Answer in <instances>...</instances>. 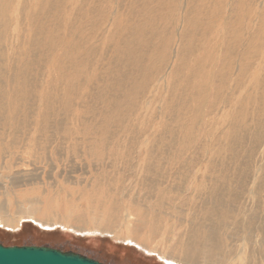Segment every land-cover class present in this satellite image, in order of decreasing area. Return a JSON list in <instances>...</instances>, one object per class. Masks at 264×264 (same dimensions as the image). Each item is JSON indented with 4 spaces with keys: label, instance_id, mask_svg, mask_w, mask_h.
I'll use <instances>...</instances> for the list:
<instances>
[{
    "label": "rangeland",
    "instance_id": "374dc122",
    "mask_svg": "<svg viewBox=\"0 0 264 264\" xmlns=\"http://www.w3.org/2000/svg\"><path fill=\"white\" fill-rule=\"evenodd\" d=\"M15 1L29 41L14 21L0 41V217H94L119 238L29 221L0 226V244L165 264L156 253L182 259L209 228L202 200L224 186L234 214L260 219L224 224L215 264H264V0ZM259 123L261 145L234 164L229 140Z\"/></svg>",
    "mask_w": 264,
    "mask_h": 264
},
{
    "label": "bare ground",
    "instance_id": "6f19581e",
    "mask_svg": "<svg viewBox=\"0 0 264 264\" xmlns=\"http://www.w3.org/2000/svg\"><path fill=\"white\" fill-rule=\"evenodd\" d=\"M15 0H0V41H4V37L7 34V27L11 21H14L17 26L20 28V31H15L13 34L16 37V41H29V38L25 39V32L22 28L23 18L25 17V12L27 11V7L24 8L23 5L16 4ZM20 2V1H19ZM22 4V3H21ZM19 5V11H18ZM17 11L19 13H17ZM15 17H18L17 19ZM17 29V28H16ZM134 49L132 47L130 52ZM121 51L119 52V54ZM27 54V53H26ZM131 61V57L129 58ZM3 69V64L0 66ZM2 70H0L1 76ZM19 75L23 73L22 70L18 71ZM247 73L245 72L244 75ZM17 75V73L15 74ZM12 85H16V80L11 81ZM13 85V86H14ZM2 87L3 81L0 79V96H2ZM262 125L259 123L255 129V131H250L246 128L237 129L231 139L228 142V151L230 153L231 161L234 164H238L239 160L243 156L244 148L243 146L247 143L251 144L252 147H255L258 143L261 145V135L260 129ZM20 177L14 179L13 185L16 187L21 186L22 182L19 181ZM261 190V189H257ZM231 190L224 186H217L215 190H212L208 193L206 198L202 200V208H203V217L210 221L207 224L209 227L208 230L204 234H197L192 231L189 235V239L187 243L184 245L183 249V258H174L172 255H164L163 253H156V250L148 249L141 244L134 242L132 239H127V243L140 248L141 250H146L148 253L155 254L159 256V259L163 261L165 264H188L187 262L193 261L196 258H203L207 263L215 264L216 262H224L222 259V254L218 251L222 252V241L219 238V229L224 226V224H235L239 226L246 227L249 231L254 230L257 227V219L260 217L257 214H250L245 216H239L232 212V209L226 205L225 195L231 194ZM256 192V191H255ZM233 196H242L241 192L232 193ZM229 200V198H228ZM227 200V201H228ZM93 216V215H92ZM69 217V215H68ZM68 217L63 218L61 222L56 221V217L52 216L50 221H46L45 219L36 218V213L27 210L26 212H20V214L14 216L12 214H8L5 217H0V226L12 231L21 230L20 227L24 226L25 222L32 221L36 225L46 228L48 230H53L55 228H61L63 230L71 229V232L75 234H82V236H87L91 234H100L101 236H111L112 238H119L118 231L104 228L103 225L97 218L92 217V219L88 223H94L93 227L80 228V227H72L68 223ZM241 217V218H240ZM240 220L236 222V220ZM264 224V223H260ZM259 224V225H260ZM69 228V229H68ZM91 239V238H89ZM262 241L264 242V235L262 236ZM91 243L98 244L100 240L97 238H92ZM199 243H203L205 246L199 245ZM142 250V251H143ZM203 250V251H200ZM120 251H123L120 249ZM214 251V252H213ZM249 264H258V258L253 256L250 258Z\"/></svg>",
    "mask_w": 264,
    "mask_h": 264
},
{
    "label": "water",
    "instance_id": "95a60500",
    "mask_svg": "<svg viewBox=\"0 0 264 264\" xmlns=\"http://www.w3.org/2000/svg\"><path fill=\"white\" fill-rule=\"evenodd\" d=\"M0 264H101L87 257L46 247H5L0 244Z\"/></svg>",
    "mask_w": 264,
    "mask_h": 264
}]
</instances>
